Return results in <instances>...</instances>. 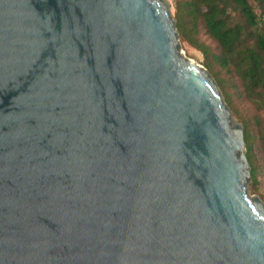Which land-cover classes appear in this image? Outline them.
I'll return each mask as SVG.
<instances>
[{
  "label": "water",
  "instance_id": "1",
  "mask_svg": "<svg viewBox=\"0 0 264 264\" xmlns=\"http://www.w3.org/2000/svg\"><path fill=\"white\" fill-rule=\"evenodd\" d=\"M250 179L168 0H0V264H264Z\"/></svg>",
  "mask_w": 264,
  "mask_h": 264
},
{
  "label": "trees",
  "instance_id": "2",
  "mask_svg": "<svg viewBox=\"0 0 264 264\" xmlns=\"http://www.w3.org/2000/svg\"><path fill=\"white\" fill-rule=\"evenodd\" d=\"M179 40L198 50L203 66L223 92L234 117L243 126L250 187L258 191L264 164V0H173ZM229 82L228 92L224 87ZM246 102L240 114L231 95Z\"/></svg>",
  "mask_w": 264,
  "mask_h": 264
},
{
  "label": "rangeland",
  "instance_id": "3",
  "mask_svg": "<svg viewBox=\"0 0 264 264\" xmlns=\"http://www.w3.org/2000/svg\"><path fill=\"white\" fill-rule=\"evenodd\" d=\"M168 2L170 3L171 5V13H172V16H173V12H174V9H173V4H174V1L173 0H168ZM181 48H182V51L184 53L185 56H187L188 58H190L191 60H193L195 63L203 66V57H202V54L196 50L195 48L189 46L187 43L185 42H181ZM204 67V66H203ZM213 77V76H212ZM230 77H227L225 78V82H224V87L226 89V91L228 92V87H229V82L231 83L232 79H229ZM215 80V79H214ZM217 84V83H216ZM218 86V85H217ZM223 98H224V95H223V92L222 90L220 89V87L218 86ZM231 99L234 101L233 104L234 106L237 108V110L239 111L240 114H244L247 112V109L246 108V102L243 101V99L238 95V92H236L235 95H231ZM225 100V99H224ZM231 110V109H230ZM232 112V111H231ZM233 114V113H232ZM235 118V117H234ZM236 119V118H235ZM237 120V119H236ZM259 165H260V170H259V177H258V191L264 193V164L261 160L258 161ZM251 181V179H250ZM250 181L248 182L247 184V193L249 195H258V193H256L252 187H250ZM261 199V198H260ZM262 200V199H261ZM263 201V200H262ZM264 202V201H263Z\"/></svg>",
  "mask_w": 264,
  "mask_h": 264
}]
</instances>
